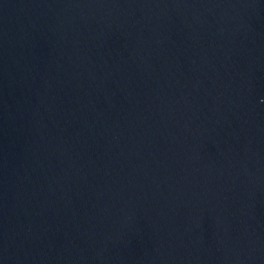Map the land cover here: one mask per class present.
Listing matches in <instances>:
<instances>
[{
    "label": "water",
    "instance_id": "water-1",
    "mask_svg": "<svg viewBox=\"0 0 264 264\" xmlns=\"http://www.w3.org/2000/svg\"><path fill=\"white\" fill-rule=\"evenodd\" d=\"M0 264H264V0H0Z\"/></svg>",
    "mask_w": 264,
    "mask_h": 264
}]
</instances>
